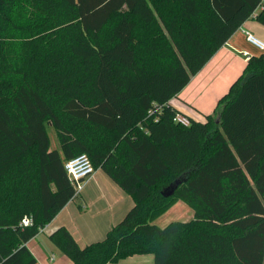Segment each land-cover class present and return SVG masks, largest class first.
<instances>
[{
    "label": "trees",
    "instance_id": "1",
    "mask_svg": "<svg viewBox=\"0 0 264 264\" xmlns=\"http://www.w3.org/2000/svg\"><path fill=\"white\" fill-rule=\"evenodd\" d=\"M249 19L263 0H0V264H36L81 155L134 204L84 247L50 233L71 264H264V53L204 121L172 102ZM178 202L193 219L154 223Z\"/></svg>",
    "mask_w": 264,
    "mask_h": 264
},
{
    "label": "crops",
    "instance_id": "2",
    "mask_svg": "<svg viewBox=\"0 0 264 264\" xmlns=\"http://www.w3.org/2000/svg\"><path fill=\"white\" fill-rule=\"evenodd\" d=\"M245 32H250L264 41V26L255 19H249L216 52L203 69L191 78L178 97L172 100L186 117L204 121L206 116L213 115L218 101L229 92L231 86L243 74L249 61L245 53H248L250 58L264 53L249 43ZM79 197L81 206L75 200L69 202L41 233L28 242L27 246L35 257L36 264H71V260L49 238V234L56 229L66 227L79 245L84 247L104 239L107 232L124 218L134 204L131 197L102 170H96L86 182ZM186 206L183 202H178L162 216L171 214V218L191 220L194 212ZM142 256L153 255L129 257L122 263H127L128 259L149 264L153 262L152 259ZM136 257L140 259H133Z\"/></svg>",
    "mask_w": 264,
    "mask_h": 264
},
{
    "label": "built area",
    "instance_id": "3",
    "mask_svg": "<svg viewBox=\"0 0 264 264\" xmlns=\"http://www.w3.org/2000/svg\"><path fill=\"white\" fill-rule=\"evenodd\" d=\"M247 40L249 43L254 45L260 51L264 52V41L257 38L250 32H245ZM245 57L250 59L248 53H245ZM175 122L180 123L184 126L190 124L189 119L182 115L178 114L174 119ZM66 172L68 174L71 184L76 188V195H80L82 190L85 187L86 182L95 174L96 170L93 167L91 160L87 155H81L71 161H69L65 166ZM22 224L25 226L31 225L32 220L28 217H25L22 221ZM44 230V229H43ZM42 230V231H43Z\"/></svg>",
    "mask_w": 264,
    "mask_h": 264
},
{
    "label": "rangeland",
    "instance_id": "4",
    "mask_svg": "<svg viewBox=\"0 0 264 264\" xmlns=\"http://www.w3.org/2000/svg\"><path fill=\"white\" fill-rule=\"evenodd\" d=\"M49 134H50V137H51V139H52V148H55L56 147V141H55V133H54V131H52L51 129L49 130ZM75 201H76V203L79 205V206H81V198L79 197V198H77V199H75ZM188 209H190L188 206H186ZM191 210V209H190ZM192 211V210H191ZM193 212V211H192ZM171 214H168V215H166V216H162V217H160V219L158 220H156L154 223L156 224V225H158V226H160V225H162L161 227H165V226H167L168 224H170L171 222H174V221H183V222H187V221H189L190 219H185V218H181V219H178V218H171V216H170ZM193 219V218H192ZM90 244V243H89ZM143 258H150V259H152V263H150V264H154V258H153V256H142ZM133 259H140V258H138V257H136V258H133ZM126 262L127 263H125V264H149V263H147V262H138V261H132V259H128V260H126ZM124 264V263H123Z\"/></svg>",
    "mask_w": 264,
    "mask_h": 264
},
{
    "label": "water",
    "instance_id": "5",
    "mask_svg": "<svg viewBox=\"0 0 264 264\" xmlns=\"http://www.w3.org/2000/svg\"><path fill=\"white\" fill-rule=\"evenodd\" d=\"M173 192H174V189H172L171 191L166 190V191L164 192V195H165V196H169V195H172Z\"/></svg>",
    "mask_w": 264,
    "mask_h": 264
}]
</instances>
